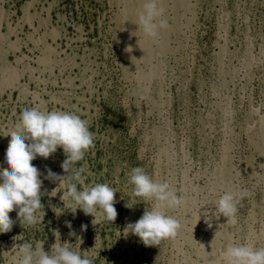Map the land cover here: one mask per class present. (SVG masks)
<instances>
[{"label":"rangeland","instance_id":"rangeland-1","mask_svg":"<svg viewBox=\"0 0 264 264\" xmlns=\"http://www.w3.org/2000/svg\"><path fill=\"white\" fill-rule=\"evenodd\" d=\"M142 3L0 0V166L25 108L75 113L94 136L75 167L86 166L85 184L117 192L118 213L96 225L72 213L45 178L65 175L63 149L38 156L41 222L22 227L9 213L0 264H16L25 242L51 252L56 240L92 264H227L229 245L264 247V0H160L168 27L156 39L136 25ZM136 167L186 200L166 210L180 227L157 246L124 232L151 208L132 197ZM226 191L236 194L234 222L213 215Z\"/></svg>","mask_w":264,"mask_h":264},{"label":"clouds","instance_id":"clouds-1","mask_svg":"<svg viewBox=\"0 0 264 264\" xmlns=\"http://www.w3.org/2000/svg\"><path fill=\"white\" fill-rule=\"evenodd\" d=\"M136 25L147 37L158 38L160 31L168 27L160 0H143ZM133 50L132 45L125 48L127 53ZM134 58L131 57L132 61ZM8 136L11 137L5 156L8 167L0 166V233L12 230L16 221L10 218L9 213L14 210H18L22 227L41 222L38 213L44 206L41 203L43 181L40 179L41 172L32 161L38 156L48 159L58 148H62L66 156L61 164L65 175L47 169L45 178L58 182V188L63 191L60 199L75 205L72 213L81 209L85 215L93 216V225H96L98 216L108 222L116 220L118 213L114 204L117 192L107 183L85 184L86 166L75 167L94 142L86 120L68 111L25 108ZM128 177V183L133 186L132 197L151 203V208H145L142 217L135 223L127 224L124 232L138 236L145 246H157L162 240L174 237L180 227L179 221L168 215L166 210L183 206L186 203L184 196L178 195L167 181L154 180L141 167L133 168ZM78 185L82 186L79 190ZM235 197V193L226 191L215 201L213 215L216 219L223 215L228 222H234ZM125 206L132 208L129 202ZM203 215L205 222L211 226L209 212L205 211ZM66 223L71 229V223ZM82 227L86 230L87 225ZM70 234L75 235L74 232ZM224 258L227 264H264V247L256 248L248 243L229 245L224 251ZM16 264H92V261L87 256L82 258L80 252L71 249L68 242L56 240L51 252H46L39 243L35 247L32 243H23L19 246Z\"/></svg>","mask_w":264,"mask_h":264}]
</instances>
